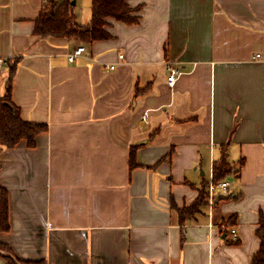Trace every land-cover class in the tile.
Returning <instances> with one entry per match:
<instances>
[{"label": "crops", "instance_id": "1", "mask_svg": "<svg viewBox=\"0 0 264 264\" xmlns=\"http://www.w3.org/2000/svg\"><path fill=\"white\" fill-rule=\"evenodd\" d=\"M48 1L0 0V97L16 61L12 100L48 126L35 146L0 153L11 224L0 241L47 264H252L264 217V0H126L138 20L110 17V36L91 41L36 34ZM71 1L89 24L92 0ZM170 66L182 71L174 84ZM223 145L228 192L211 198L209 184L182 221Z\"/></svg>", "mask_w": 264, "mask_h": 264}, {"label": "trees", "instance_id": "2", "mask_svg": "<svg viewBox=\"0 0 264 264\" xmlns=\"http://www.w3.org/2000/svg\"><path fill=\"white\" fill-rule=\"evenodd\" d=\"M71 0H49L36 20V34L47 36H79L84 40L104 39L110 36L106 29L108 18H115L128 24L138 20L133 15V8L126 0H92V18L89 24L80 25L73 13ZM16 61H13L11 74L7 80V90L4 97H0V153L4 148L15 147L22 140H26L28 146L36 145V137L47 129L46 123L25 120L11 96L12 80L16 72ZM0 159V168H1ZM236 171V170H235ZM234 172L231 165L227 148L222 147V155L214 161L213 182L219 183ZM211 183V182H210ZM209 182L204 183L199 200L183 208H179L182 221L187 216L195 215L206 202L207 187ZM233 221V220H232ZM10 205L8 189L0 182V232L9 231ZM257 234L261 240L259 251L253 256L252 264H264V217L260 218V227ZM8 253V254H6ZM0 254L7 264H47L46 260H23L15 256L9 244L0 241Z\"/></svg>", "mask_w": 264, "mask_h": 264}, {"label": "built area", "instance_id": "3", "mask_svg": "<svg viewBox=\"0 0 264 264\" xmlns=\"http://www.w3.org/2000/svg\"><path fill=\"white\" fill-rule=\"evenodd\" d=\"M85 51L84 46L78 47L74 53L70 54L69 60L74 61L76 59V56L83 53ZM123 55H121L122 57ZM9 60L8 57H0V68ZM115 66H111V68H114ZM170 73L168 77V82L170 84H174L178 78V76L181 74V69L175 66H170L169 67ZM219 187L223 190L224 193L228 192V187H229V182L228 181H221L219 183L211 182L209 185V195L211 198L214 196V192L216 188ZM231 233L233 234L234 238H238V233L236 228H232Z\"/></svg>", "mask_w": 264, "mask_h": 264}, {"label": "water", "instance_id": "4", "mask_svg": "<svg viewBox=\"0 0 264 264\" xmlns=\"http://www.w3.org/2000/svg\"><path fill=\"white\" fill-rule=\"evenodd\" d=\"M6 254H8V253H6ZM9 255V254H8Z\"/></svg>", "mask_w": 264, "mask_h": 264}]
</instances>
